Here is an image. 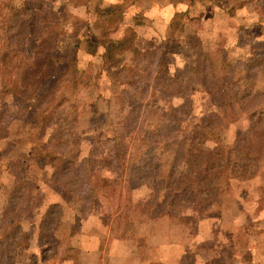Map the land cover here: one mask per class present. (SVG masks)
Segmentation results:
<instances>
[{
  "label": "rangeland",
  "instance_id": "obj_1",
  "mask_svg": "<svg viewBox=\"0 0 264 264\" xmlns=\"http://www.w3.org/2000/svg\"><path fill=\"white\" fill-rule=\"evenodd\" d=\"M27 1H45L59 19L61 34L52 76L62 75L67 62L75 60L81 80L77 86L61 83L57 95L62 106L43 132L33 127L28 133L21 130L11 139L23 142L22 148L9 157L0 156V222L11 188L29 184L27 198L12 215L21 228L17 246L11 254L0 255V264H22L27 253L38 249L36 240L45 233L41 223L51 203L60 204L46 232L52 235L53 248L42 246L46 250L42 261L34 264H264V159L253 178L223 181L218 200L197 207L192 199L197 183L184 192L152 197L143 187L132 189L139 186L135 138L124 173L110 159L107 142L116 132L151 133L163 126L162 118H168L172 109L182 108L183 97L163 99L155 79L159 72L186 81L203 52L209 55L215 74L226 77L228 72L236 77L235 70L243 68L246 59L264 55V0ZM111 4L120 5L123 16L113 24L99 14ZM174 13L181 29L172 35ZM103 33L106 38L128 39L140 51L137 58L125 53L127 68L119 79L114 78L115 67H103L85 53L86 41ZM248 85L264 93V74L250 77ZM192 96V116L209 111L202 90L193 88ZM0 106L8 116L24 118L29 111L19 102L3 99ZM246 125L245 119L225 125L222 145L233 147L237 130ZM59 132V139L50 143ZM52 152L76 161L77 176L55 183ZM94 160L97 165L89 177L92 164L86 161ZM164 160L171 164L172 156ZM92 183L99 186L87 199L83 196ZM106 187L120 188L121 197L111 199ZM93 198L99 205L92 206ZM2 236L0 231V243Z\"/></svg>",
  "mask_w": 264,
  "mask_h": 264
},
{
  "label": "trees",
  "instance_id": "obj_2",
  "mask_svg": "<svg viewBox=\"0 0 264 264\" xmlns=\"http://www.w3.org/2000/svg\"><path fill=\"white\" fill-rule=\"evenodd\" d=\"M119 8L120 5L111 4L100 10V17L106 18L111 24L123 20ZM178 17V13H174L170 22L172 35L181 29ZM136 24L141 22L136 21ZM59 30V19L45 1L0 0V103L2 99L8 103L19 102L29 110L24 118H20L4 114L0 106V140H4L3 149H0L1 157H9L22 148L23 142H12V136L17 137L21 130L28 133L30 127H33V131L37 128L38 132L39 128L43 132L54 121V113L63 103L57 95L62 82L68 81L72 86H77L81 80V71L75 60L67 62L62 75L52 76L56 64L54 52L61 34ZM259 31L261 34L262 29L259 28ZM126 52H131L136 58L140 55L139 49L128 39L106 38V33L86 41L85 53L95 57L103 67H115L117 72L114 78L117 79L127 68L124 65ZM197 58L194 73L186 81H179L168 74L159 75L160 72L155 76L156 85L161 86L163 99H184L181 109L174 108L168 118H162L161 128L151 133L138 132L133 135L116 132L107 142L110 144V159L116 161L122 167L121 173H124L125 158L130 146L135 144V138V146L139 147V186L132 189L143 187L152 197L162 192H184L191 184L197 183L199 189L192 199L195 206L205 207L218 200V188L223 181L253 178L264 159V93L248 85L250 77L264 74V55L257 54L246 59L243 68L235 70L236 77L229 76L228 72L226 77L215 74L206 53L200 52ZM196 87L202 90L209 111L192 116L190 104L193 103L192 91ZM133 118L137 119V116ZM241 119H245L247 125L237 130L235 145L224 147L220 142L221 129ZM15 126L17 132H14ZM58 135L60 132L52 135L50 143L53 139L58 140ZM166 155L172 156L171 164L164 160ZM50 156L55 183L59 184L62 177L77 176L76 161L54 152ZM97 161H86L92 164L87 171L89 177L95 171ZM81 172L84 173L83 170ZM98 186L92 183L89 192L83 197H94L91 193ZM106 188L109 190L107 194H112L111 199L121 197L120 188ZM28 189L29 184L16 183L2 207L0 255L11 254L17 246L20 227L12 215L17 214L18 208L27 198ZM94 205H99L96 198L92 200ZM138 205L141 206V203L138 202ZM58 207V203L49 204L45 222L41 223V230L45 233L49 229L48 223L54 219L51 215L58 212ZM45 233H40V243L53 248L49 241L52 235Z\"/></svg>",
  "mask_w": 264,
  "mask_h": 264
},
{
  "label": "crops",
  "instance_id": "obj_3",
  "mask_svg": "<svg viewBox=\"0 0 264 264\" xmlns=\"http://www.w3.org/2000/svg\"><path fill=\"white\" fill-rule=\"evenodd\" d=\"M99 1H107V0H99ZM108 1H116V0H108ZM20 230H21V228H20ZM38 239L36 240V246L38 249H36L34 251H30L29 253H27L26 261L22 264H34L35 262H40V260L42 261V259H40V258H41L42 253H44L45 251L41 247L44 245H42ZM20 259L17 260L18 263H20L22 261Z\"/></svg>",
  "mask_w": 264,
  "mask_h": 264
}]
</instances>
